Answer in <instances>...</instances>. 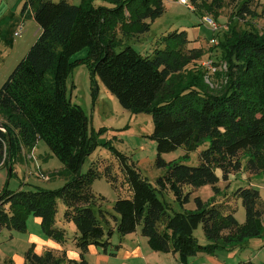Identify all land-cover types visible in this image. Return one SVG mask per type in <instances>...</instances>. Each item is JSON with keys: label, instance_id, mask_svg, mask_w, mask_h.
I'll return each mask as SVG.
<instances>
[{"label": "trees", "instance_id": "obj_1", "mask_svg": "<svg viewBox=\"0 0 264 264\" xmlns=\"http://www.w3.org/2000/svg\"><path fill=\"white\" fill-rule=\"evenodd\" d=\"M255 1L239 0L234 17H257L252 9ZM189 2L217 18L226 0ZM22 12L33 14L41 33L0 88V166L7 160L15 162L23 148L32 150L43 141L63 164L61 173L67 181L55 190L4 188L0 231L7 228L25 233L27 219L33 216L41 220L47 238L63 243L66 229L56 219L61 200L66 207L64 222H72L77 230V264H87L85 257L92 247L108 253L114 232L104 226L109 225V218L119 235L141 228L152 251L172 254L182 264L199 254L215 256L264 236V201L257 188L239 187L232 192L245 208L243 224L236 219L235 208L215 200L220 195V181L242 168L241 153L246 154L249 170L264 171V32L251 24L248 29L229 27L217 45L227 66L225 89L214 95L201 72L187 70L203 50L187 49L191 41L186 31L163 36V47L152 54H143L128 43L151 30L165 12L164 0H82L78 5L67 0H28ZM5 42L10 47L13 44L12 39ZM85 49V57L74 58ZM80 64L89 67L94 98L101 82L124 109L152 116L150 137L157 144L156 165L166 169L150 182L109 143L129 190L128 196L116 200L109 218L97 205L104 198L93 192L92 185L105 176L120 191L117 177L111 166L101 171L94 164L83 172L99 143L90 131L87 113L68 94V79ZM204 145L196 166L181 160L166 162L162 157L179 148L195 152ZM10 166L13 169V163ZM204 186L212 187L214 197L204 201L197 196L196 208L186 209L194 191ZM167 194L182 211L172 209L165 200ZM201 225L205 245L194 235ZM65 259V251L50 248L38 254L32 246L25 254V264H63ZM4 264L14 263L7 260Z\"/></svg>", "mask_w": 264, "mask_h": 264}, {"label": "rangeland", "instance_id": "obj_2", "mask_svg": "<svg viewBox=\"0 0 264 264\" xmlns=\"http://www.w3.org/2000/svg\"><path fill=\"white\" fill-rule=\"evenodd\" d=\"M53 1L58 2L60 0ZM238 2L239 0H226L224 8L218 11V17L215 18L213 14H209L205 10H199L195 5L190 8L180 4L177 0H164L165 12L152 23L151 30L148 33L131 38L128 43L143 54H152L155 49L163 47L160 43L163 36L176 30L186 31L191 41L187 49L199 48L203 50L201 58L191 63L187 70L201 72L209 92L219 95L225 89V71L227 69L225 61L222 60L221 50L217 47L219 40L233 25L239 29H248L253 25L260 32H264V0L255 1L252 5V9L258 12V16L255 18L247 17L245 20H238L234 17ZM206 18L214 21L217 30L213 29ZM40 33L39 25L30 17L26 19L24 26L19 31L20 36L14 37L15 46L10 47L5 41L4 44L0 41V88L18 63L27 55ZM117 35L118 38H123L121 33L117 32ZM213 38L216 41L215 44L210 42ZM86 55L87 50L85 49L74 55V58H83ZM68 94L72 101L80 105L87 113L90 120V131L92 130L97 135L99 143L96 151L86 160L83 172H88L94 164L99 165L101 171L105 170L106 166H111L113 176L117 177V185H119L120 191L114 189L105 176L97 178L92 185L93 192L98 197L104 198V200H98L97 205L107 212L106 215L109 218V213L114 214L113 206L116 200L119 196H128L129 190L108 144L110 143L112 147L127 156L144 177L150 182H154L166 172L165 168H158L156 165L157 144L150 137L154 131V122L150 114H133L124 109L118 99L101 82L98 83V94L94 98L92 94V77L86 64H80L72 70L68 79ZM1 122L2 119H0ZM204 148L205 145L191 153L179 148L176 151L163 154L162 157L166 162L181 160L188 165L196 166L199 164V153ZM33 149L35 150V147ZM33 149L23 148L15 162L7 160L0 166V194L4 188L12 191L20 188L34 189L35 187L55 190L66 183L67 177L61 173L64 166L51 153L49 147L41 141L34 152ZM48 154H51L52 157H49L41 166L37 157H40V155L45 157ZM245 155L241 153L239 157L242 166L240 171L233 172L229 175L228 180L220 181V195L215 197L217 202L226 203L231 209H236L235 217L241 224L246 221V211L242 201L237 200L232 192L239 187H255L260 191L261 200L264 201V171L253 172L249 170L246 166L247 158ZM10 163H13V169ZM37 166L45 175L50 177L49 180L33 175L37 171ZM218 172L220 175L221 172ZM194 192L195 194L192 195L186 209L196 208L195 198L197 196H200L204 201L214 197L211 186H204ZM165 200L175 211L180 212L183 210L174 201L171 194H167ZM65 208L64 203L58 200L57 225L66 229L65 241L62 243L66 252V259L63 264H77L76 262L79 263L80 259L72 258L69 255L71 251L79 252L74 242L77 230L72 222H64ZM104 226L114 228V232L109 238L111 245L108 248V253L103 252L101 248H96V251L89 250L85 257L87 264H181L172 254L152 251L147 243V238L140 233L141 228H138L136 234L121 236L115 231V223L112 218H109V225L104 224ZM137 234L140 238L139 246L146 256L131 260H128L127 257L122 258L123 250L118 249V247L129 244L131 249L133 247L130 246L131 240ZM194 235L200 244H207L202 225L195 231ZM43 240L49 241V238L44 235L40 224L33 216L27 219V232L25 233L3 228L0 231V264H4L7 260H11L14 264H21L24 261L25 264V254L32 246L35 247L36 253L43 251L45 246ZM104 257L107 260H103ZM241 261H252L256 264L264 262V236L249 239L246 243L231 250L219 252L215 256L208 257L206 254H199L197 257H192L189 263L237 264Z\"/></svg>", "mask_w": 264, "mask_h": 264}, {"label": "crops", "instance_id": "obj_3", "mask_svg": "<svg viewBox=\"0 0 264 264\" xmlns=\"http://www.w3.org/2000/svg\"><path fill=\"white\" fill-rule=\"evenodd\" d=\"M67 1L70 2L71 4L78 5L81 3L82 0H67ZM26 2H28V0H0V39H1L0 41L3 44H4V41L6 39H12V41H13L12 47L15 46V38H14L15 35H14V33L17 31V29L20 25H22V27L24 26V22L26 21V19H28L30 17L33 18V14L31 12H29V13H23L22 12L24 4ZM96 4L97 5H104L102 2L100 3V1H96ZM18 36H20V35H18ZM0 53H1V50H0ZM2 60H3V54H2ZM39 144H40V142H38V145ZM38 145L35 147V150H36V148H38ZM35 150L33 149V152ZM49 157H52V155L48 154L45 157H42L40 155V157L38 156L37 158H38V160L42 166V163L47 161L49 159ZM36 220L39 224L41 223V220L39 218H36ZM65 223H67V222H65ZM139 240H140V238H139V235L137 234L135 236V238L133 240H131L130 246H133L131 249L129 247V244H125V245L119 247L120 250H123L122 258L127 257L128 260H131V259H140L142 256H146V254H144L142 252V250L139 246V243H138ZM43 242L45 243L43 251L39 252V253L37 252L38 254L44 253V251L47 248L54 249L56 251H64V246L62 243H58V242L51 240V239H49V241L43 240ZM92 249L94 251H96L95 247L90 248V250H92ZM155 253H157V252H155ZM147 254H151V253H147ZM69 255L72 258H76V259L79 258L80 259L79 252H72L71 251ZM197 256H195V257H197ZM209 256L210 255H208V257ZM103 260H107V258L104 257ZM21 262H22V260H21ZM189 262H190V260H189ZM21 264H24V261ZM188 264H190V263H188Z\"/></svg>", "mask_w": 264, "mask_h": 264}, {"label": "built area", "instance_id": "obj_4", "mask_svg": "<svg viewBox=\"0 0 264 264\" xmlns=\"http://www.w3.org/2000/svg\"><path fill=\"white\" fill-rule=\"evenodd\" d=\"M180 4L182 5H186V6H189L190 8H193L192 7V4L189 2V0H177ZM206 21H208V23L213 27L214 30H217V25L214 23L213 20H211L210 18H206ZM22 29V25H20L17 29V31L14 33L15 36H18L19 35V31ZM212 44H215L216 41L215 39H211L210 41ZM33 175H35L36 177H39V178H42V179H47L49 180L50 177L45 175L39 168V166H37V171L35 173H33Z\"/></svg>", "mask_w": 264, "mask_h": 264}, {"label": "water", "instance_id": "obj_5", "mask_svg": "<svg viewBox=\"0 0 264 264\" xmlns=\"http://www.w3.org/2000/svg\"><path fill=\"white\" fill-rule=\"evenodd\" d=\"M10 170H11V168H10Z\"/></svg>", "mask_w": 264, "mask_h": 264}]
</instances>
